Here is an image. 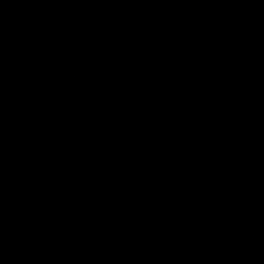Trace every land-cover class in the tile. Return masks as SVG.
Here are the masks:
<instances>
[{
	"label": "water",
	"instance_id": "1",
	"mask_svg": "<svg viewBox=\"0 0 264 264\" xmlns=\"http://www.w3.org/2000/svg\"><path fill=\"white\" fill-rule=\"evenodd\" d=\"M0 264H264V0H0Z\"/></svg>",
	"mask_w": 264,
	"mask_h": 264
}]
</instances>
